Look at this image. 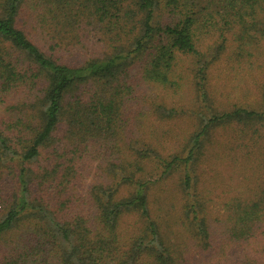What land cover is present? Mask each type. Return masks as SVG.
<instances>
[{"label":"trees","instance_id":"obj_1","mask_svg":"<svg viewBox=\"0 0 264 264\" xmlns=\"http://www.w3.org/2000/svg\"><path fill=\"white\" fill-rule=\"evenodd\" d=\"M0 264H264V0H0Z\"/></svg>","mask_w":264,"mask_h":264},{"label":"rangeland","instance_id":"obj_2","mask_svg":"<svg viewBox=\"0 0 264 264\" xmlns=\"http://www.w3.org/2000/svg\"><path fill=\"white\" fill-rule=\"evenodd\" d=\"M222 73V71H218V73L217 74H221ZM177 100V99H176ZM180 100H182V99H180Z\"/></svg>","mask_w":264,"mask_h":264}]
</instances>
